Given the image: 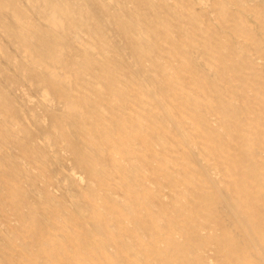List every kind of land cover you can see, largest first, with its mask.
I'll use <instances>...</instances> for the list:
<instances>
[{
  "label": "bare ground",
  "instance_id": "bare-ground-1",
  "mask_svg": "<svg viewBox=\"0 0 264 264\" xmlns=\"http://www.w3.org/2000/svg\"><path fill=\"white\" fill-rule=\"evenodd\" d=\"M0 264H264V0H0Z\"/></svg>",
  "mask_w": 264,
  "mask_h": 264
}]
</instances>
